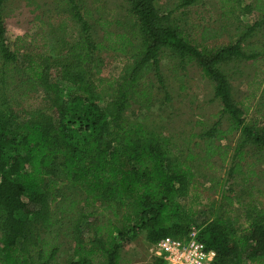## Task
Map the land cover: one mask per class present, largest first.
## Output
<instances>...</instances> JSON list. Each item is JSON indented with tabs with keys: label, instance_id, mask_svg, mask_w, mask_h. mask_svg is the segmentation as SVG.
<instances>
[{
	"label": "trees",
	"instance_id": "obj_1",
	"mask_svg": "<svg viewBox=\"0 0 264 264\" xmlns=\"http://www.w3.org/2000/svg\"><path fill=\"white\" fill-rule=\"evenodd\" d=\"M54 1L76 29L57 34L50 52H26L20 64L26 44H6L0 0V264H60L63 239L72 243L64 264H120L124 243L140 232L154 244L186 238L193 227L214 250L212 264H264V189L252 182L257 164L264 176V102L252 111L236 101L222 69L233 59H264V41L250 40L264 29V0L254 1L259 17L223 46L208 44L216 30L181 24L155 0H126L124 18L100 13L103 0ZM107 50L126 61L108 80L100 76ZM167 54L181 67L196 64L221 106L212 124L189 136L187 151L125 116L133 104L151 106L155 83L165 88L159 63ZM28 92L40 105L25 111L18 100ZM193 147L227 167L216 208L199 223ZM151 264L163 262L153 256Z\"/></svg>",
	"mask_w": 264,
	"mask_h": 264
},
{
	"label": "rangeland",
	"instance_id": "obj_2",
	"mask_svg": "<svg viewBox=\"0 0 264 264\" xmlns=\"http://www.w3.org/2000/svg\"><path fill=\"white\" fill-rule=\"evenodd\" d=\"M254 1L203 0L201 4L189 7H180V0H155V3L162 9L172 10L173 16L181 24L207 26L211 33L216 30L217 37L209 40L208 44L223 46L235 41L239 32L259 17L257 10L253 9ZM126 6V0H103L99 12L105 16L111 14L113 17L124 18ZM61 10L54 0H6L4 19L6 44L11 50L26 44L19 49L20 64L26 52L31 49L50 52V47L55 45L56 35L66 33L73 26ZM97 14L95 9L94 16ZM63 20L64 28H59ZM225 23L230 24L222 28ZM73 29H76V26H73ZM95 32L96 36H100L101 32L98 28ZM252 35L254 36L250 40L255 43L264 41V29ZM58 56L62 57L61 54ZM101 56L103 60L100 76L106 80L118 77L126 65L125 58L110 50L103 51ZM178 63L175 57L168 54L163 56L159 66L165 88L162 89L158 83H155L152 88L151 106L146 109L139 104H133L126 110L125 116L141 121L148 129L160 131L187 151L186 143L189 136L199 133L212 124L221 106L219 100L214 97L213 83L200 76L198 66L188 63L185 67H181ZM222 69L228 74L232 95L236 101L242 100L248 103L252 111L260 101L264 102V59L256 62L233 59L223 63ZM49 79L54 80V74ZM102 89L110 91L105 84L102 85ZM18 101H20L18 108L25 111L40 105L38 94L33 92L20 95ZM233 140L234 137H231L230 145H234ZM219 143L225 145L226 140H221ZM193 151L197 159L196 189L200 203L194 221L199 223L207 219L216 208V200L219 199L217 181L225 176L224 171L227 167L221 165L217 156L207 162L202 158V150L193 147ZM254 158L255 156H251L245 162L250 164ZM262 168V164L256 165L258 175L253 177L252 182L264 189ZM210 179L212 181H209ZM192 229L196 230L195 227ZM151 246L145 233L140 232L131 242L124 243L120 264H151L153 260ZM71 251V241L63 239L57 255L58 262L64 264L72 259Z\"/></svg>",
	"mask_w": 264,
	"mask_h": 264
},
{
	"label": "built area",
	"instance_id": "obj_3",
	"mask_svg": "<svg viewBox=\"0 0 264 264\" xmlns=\"http://www.w3.org/2000/svg\"><path fill=\"white\" fill-rule=\"evenodd\" d=\"M152 255L163 264H212L214 250L197 240L192 231L186 238L164 236L151 246Z\"/></svg>",
	"mask_w": 264,
	"mask_h": 264
}]
</instances>
